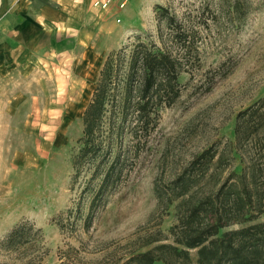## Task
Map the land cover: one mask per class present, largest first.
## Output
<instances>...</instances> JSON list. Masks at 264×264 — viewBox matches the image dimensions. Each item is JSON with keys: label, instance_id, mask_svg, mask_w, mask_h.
Returning <instances> with one entry per match:
<instances>
[{"label": "rangeland", "instance_id": "obj_1", "mask_svg": "<svg viewBox=\"0 0 264 264\" xmlns=\"http://www.w3.org/2000/svg\"><path fill=\"white\" fill-rule=\"evenodd\" d=\"M129 1L127 14L99 39L92 34L88 47L79 40L49 46L42 35L36 60L0 71V240L23 220L40 229L38 244L24 254L0 250V264H127L170 243L178 203L167 201L171 180L205 148L233 142L238 113L264 103V0ZM156 6L200 32L195 70L179 76V97L160 110L146 142L125 128L115 145L123 166L114 184L97 194L100 176L88 184L91 170L84 169L71 185V158L99 70L111 51L138 40L160 46L166 32ZM89 43L100 65L87 63ZM189 253L196 264V250Z\"/></svg>", "mask_w": 264, "mask_h": 264}, {"label": "trees", "instance_id": "obj_2", "mask_svg": "<svg viewBox=\"0 0 264 264\" xmlns=\"http://www.w3.org/2000/svg\"><path fill=\"white\" fill-rule=\"evenodd\" d=\"M155 18L166 32L160 31V46L138 40L105 58L82 113L71 185L84 169L91 170L88 184L100 176L97 194L114 184L123 166L115 145L125 128L146 142L160 110L179 97V76L195 70L200 32L163 6H156ZM243 147L248 152L241 153ZM170 184L167 201L178 200L171 242L135 253L127 264H193V249L196 264H264V222L258 221L264 213V103L239 112L234 141L202 150ZM156 194L161 202L163 195ZM89 224L88 219L84 228ZM38 234L32 223L20 221L0 240V250L24 254L38 244Z\"/></svg>", "mask_w": 264, "mask_h": 264}, {"label": "crops", "instance_id": "obj_3", "mask_svg": "<svg viewBox=\"0 0 264 264\" xmlns=\"http://www.w3.org/2000/svg\"><path fill=\"white\" fill-rule=\"evenodd\" d=\"M103 1L0 0V71H5L10 64L36 60L32 55L37 56L44 48L39 38L42 35L50 41L49 46L54 45L53 41L70 40L73 47H76L75 40H79L78 46H86L94 33H100L99 39L101 33L114 24L116 16L128 12V8L119 9L116 3L105 9L94 6L95 2ZM61 46L70 45L62 43ZM96 50V46L90 44L87 51L91 52V57L87 63L98 61L100 65ZM2 108L5 111V105Z\"/></svg>", "mask_w": 264, "mask_h": 264}, {"label": "built area", "instance_id": "obj_4", "mask_svg": "<svg viewBox=\"0 0 264 264\" xmlns=\"http://www.w3.org/2000/svg\"><path fill=\"white\" fill-rule=\"evenodd\" d=\"M113 2L117 4L119 9H123L126 5L127 0H105L103 2H95L94 6H100L101 8L105 9L109 7V5L112 4Z\"/></svg>", "mask_w": 264, "mask_h": 264}]
</instances>
